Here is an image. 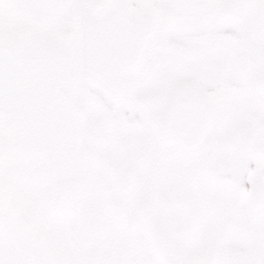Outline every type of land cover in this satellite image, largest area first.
I'll return each mask as SVG.
<instances>
[{
  "label": "snow or ice",
  "instance_id": "obj_1",
  "mask_svg": "<svg viewBox=\"0 0 264 264\" xmlns=\"http://www.w3.org/2000/svg\"><path fill=\"white\" fill-rule=\"evenodd\" d=\"M0 264H264V0H0Z\"/></svg>",
  "mask_w": 264,
  "mask_h": 264
}]
</instances>
